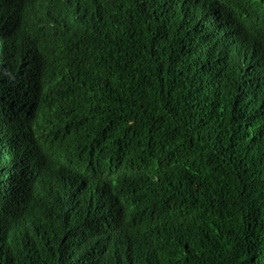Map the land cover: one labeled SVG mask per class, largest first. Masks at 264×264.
I'll list each match as a JSON object with an SVG mask.
<instances>
[{
  "label": "trees",
  "instance_id": "1",
  "mask_svg": "<svg viewBox=\"0 0 264 264\" xmlns=\"http://www.w3.org/2000/svg\"><path fill=\"white\" fill-rule=\"evenodd\" d=\"M94 1V34L82 44L96 61L92 55L89 76L58 107L45 100L41 80L13 68L0 73V93H32L48 110L40 128L28 113L0 125V136L29 119L21 157L79 184L46 181L23 193L20 183L13 190L22 209L6 215L12 200L0 172V223L13 219L0 225V264H97L86 254L92 249L103 251V264H117L107 236L117 231L132 236L136 252L159 240L155 264H264V0ZM30 2L0 0V23L17 17L29 25L22 13ZM22 32L42 44L49 30ZM0 51L17 53L1 40ZM6 104L0 97L1 114ZM119 156L127 157L123 172L114 166ZM173 188L190 201L165 228L175 230L172 249L152 204ZM65 189L110 203L108 230L96 221L83 239L81 223L61 220Z\"/></svg>",
  "mask_w": 264,
  "mask_h": 264
},
{
  "label": "clouds",
  "instance_id": "2",
  "mask_svg": "<svg viewBox=\"0 0 264 264\" xmlns=\"http://www.w3.org/2000/svg\"><path fill=\"white\" fill-rule=\"evenodd\" d=\"M95 5L94 0H31L29 4H24L22 16L29 25L15 24L17 17L7 18V22L0 23L1 42L10 52H17L13 56L6 53L5 58H2L3 52L0 51V73L5 72L4 68H13L20 73L41 80L45 87L43 89L45 100L58 107L60 97L65 95L73 84L81 82L89 76L90 64L95 56L82 43L94 34L88 13ZM32 12L43 16L33 14L29 17V13ZM23 27L29 31L47 28L49 30L47 41L42 44L31 41L27 34L23 35ZM74 34L79 36L81 43L74 41ZM102 34H106V31H103ZM63 49L65 52L61 53ZM3 96L7 97V109L4 114L0 112V125L16 124L20 122L22 116L30 113L34 117V123L40 128L42 115L48 116L47 108L44 107L43 101L37 95L28 92L0 93V97ZM29 123L30 120L28 119L23 127L11 132H3L8 138L0 136V154L6 152L12 156L0 157V172L8 176L10 191L8 195L12 200V204L7 207L6 215L11 214L15 209H22L24 197L19 189L13 190L20 183V189L23 193L31 188H37L46 181L54 185H79L73 176L67 172H60L56 176L53 171H45L46 163L21 157L20 145L31 140L28 136L29 128L27 126ZM13 143L18 144L17 147ZM117 159L119 161H115L114 166L122 170L121 172L125 171L127 157L119 156ZM128 172L131 173L132 171ZM76 191V189L72 190L70 197L67 196V189L63 191L60 203L64 209V216L61 220L66 216H71L76 222L81 223L84 228L83 239H89L92 236L96 221H98L101 229L106 232L111 225V218L107 212L110 203L103 202L97 194H92V196L81 194L77 198ZM189 201V196L184 194L182 189L173 188L165 192L164 197L152 204V207L158 208L157 213L165 220L163 234L169 237H165V239L172 249L178 243L177 236L175 230L165 228L175 227L171 221L185 213L184 207ZM7 220L13 219L7 217L0 223L5 229L7 228ZM154 220L155 216L152 217L151 223ZM2 233H5V230ZM107 236L111 239L113 248L116 247L114 258L117 264H136L138 259H142L140 264H155L157 261L150 255L163 251L164 245L159 243V240L152 242V248L145 244V250L136 252L128 247V240L132 236L124 231L112 232ZM78 246H81L80 240ZM86 254L94 262L99 260L95 263H104V253L101 249H92Z\"/></svg>",
  "mask_w": 264,
  "mask_h": 264
}]
</instances>
